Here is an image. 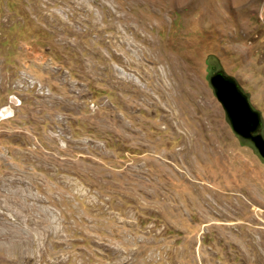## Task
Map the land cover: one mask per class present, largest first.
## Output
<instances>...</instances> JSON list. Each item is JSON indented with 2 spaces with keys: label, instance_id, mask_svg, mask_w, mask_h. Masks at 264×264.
Instances as JSON below:
<instances>
[{
  "label": "rangeland",
  "instance_id": "1",
  "mask_svg": "<svg viewBox=\"0 0 264 264\" xmlns=\"http://www.w3.org/2000/svg\"><path fill=\"white\" fill-rule=\"evenodd\" d=\"M264 0H0V264H264Z\"/></svg>",
  "mask_w": 264,
  "mask_h": 264
},
{
  "label": "water",
  "instance_id": "2",
  "mask_svg": "<svg viewBox=\"0 0 264 264\" xmlns=\"http://www.w3.org/2000/svg\"><path fill=\"white\" fill-rule=\"evenodd\" d=\"M207 65V80L225 111L233 133L242 144L249 145L264 162V124L261 113L252 106L250 96L233 77L222 70L215 58L208 61Z\"/></svg>",
  "mask_w": 264,
  "mask_h": 264
},
{
  "label": "flooded vegetation",
  "instance_id": "3",
  "mask_svg": "<svg viewBox=\"0 0 264 264\" xmlns=\"http://www.w3.org/2000/svg\"><path fill=\"white\" fill-rule=\"evenodd\" d=\"M213 72V71H212ZM263 118V117H262ZM263 124H264V120H263ZM263 133H264V130H263ZM244 145H246V144H244ZM247 147H249V148H251L249 145H246ZM252 149V148H251ZM253 150V149H252ZM254 151V150H253ZM255 152V151H254ZM257 155V154H256ZM258 156V155H257ZM259 157V156H258ZM259 159L261 160V158L259 157ZM262 161V160H261ZM263 162V161H262ZM263 164H264V162H263Z\"/></svg>",
  "mask_w": 264,
  "mask_h": 264
}]
</instances>
